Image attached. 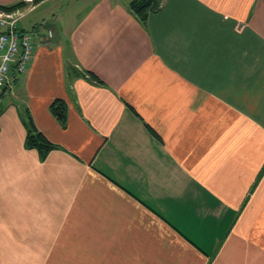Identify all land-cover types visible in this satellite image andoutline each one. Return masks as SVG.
Here are the masks:
<instances>
[{"label":"crops","instance_id":"obj_1","mask_svg":"<svg viewBox=\"0 0 264 264\" xmlns=\"http://www.w3.org/2000/svg\"><path fill=\"white\" fill-rule=\"evenodd\" d=\"M19 1L50 18L0 90V264H264V0Z\"/></svg>","mask_w":264,"mask_h":264},{"label":"built area","instance_id":"obj_2","mask_svg":"<svg viewBox=\"0 0 264 264\" xmlns=\"http://www.w3.org/2000/svg\"><path fill=\"white\" fill-rule=\"evenodd\" d=\"M21 17L19 10H0V90L10 86L13 76L25 73L34 56V33L19 26ZM53 34L52 29L47 30L50 40Z\"/></svg>","mask_w":264,"mask_h":264},{"label":"trees","instance_id":"obj_3","mask_svg":"<svg viewBox=\"0 0 264 264\" xmlns=\"http://www.w3.org/2000/svg\"><path fill=\"white\" fill-rule=\"evenodd\" d=\"M34 3L42 0H32ZM162 0H131L129 7L135 16L141 21L143 25H146L150 15L161 8ZM27 5L26 1H19L17 3L6 5L0 3V10L2 11H17ZM91 78H96V75L91 73ZM99 80V79H97ZM100 81V80H99ZM101 82V81H100ZM51 111L55 117L60 121L62 125L67 123V104L63 99H56L51 103ZM27 126V137L26 146L28 148L37 149L41 158H45L47 154L53 150L56 146L42 133L32 118L30 117L26 122ZM151 131H154L149 125H147Z\"/></svg>","mask_w":264,"mask_h":264},{"label":"rangeland","instance_id":"obj_4","mask_svg":"<svg viewBox=\"0 0 264 264\" xmlns=\"http://www.w3.org/2000/svg\"><path fill=\"white\" fill-rule=\"evenodd\" d=\"M57 3V2H56ZM89 4L90 3V1L89 2H84L83 4H82V6L81 7H83V6H85V5H87V4ZM28 9V7H25L23 10H27ZM43 12H44V10L43 9H37V10H34V11H32V12H30L27 16H26V18L25 19H23V21H22V26L26 29V30H28L29 32L31 31V29H32V26L34 25V24H36V22L38 21V22H44V21H46V20H48L49 18H45V15L43 14ZM58 12H59V10H58ZM57 12V13H58ZM56 13V14H57ZM43 18H45V19H43ZM55 24V23H54ZM47 30V29H46ZM45 30V31H46ZM30 33H33V32H30ZM35 34H37V33H35ZM35 34H34V38H35Z\"/></svg>","mask_w":264,"mask_h":264}]
</instances>
